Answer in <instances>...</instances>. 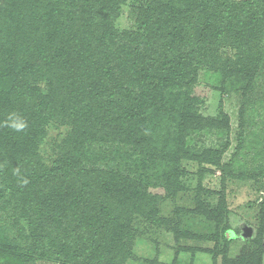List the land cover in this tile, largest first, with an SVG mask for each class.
I'll use <instances>...</instances> for the list:
<instances>
[{
    "label": "trees",
    "instance_id": "16d2710c",
    "mask_svg": "<svg viewBox=\"0 0 264 264\" xmlns=\"http://www.w3.org/2000/svg\"><path fill=\"white\" fill-rule=\"evenodd\" d=\"M126 3L0 0V79L11 78L0 88V220L16 234L0 225V264H123L132 218L157 220L156 205L141 197L151 182L122 172L132 154L162 170L152 188L170 190L184 157L214 164L223 186L241 177L231 161L220 162L221 151L183 147L188 131L223 123L196 112L202 99L190 75L210 62L224 81L251 80L262 55L264 0H133V23L120 30ZM11 112L27 120L24 132L3 126ZM51 126L60 129L55 155L44 157L39 143ZM152 126L167 134L173 127V142H151ZM101 143L114 149L105 153ZM198 202L192 211L215 221L204 249L213 264H264V197L251 203L248 239L231 224L223 193L212 208ZM236 238L246 247L229 258Z\"/></svg>",
    "mask_w": 264,
    "mask_h": 264
},
{
    "label": "rangeland",
    "instance_id": "374dc122",
    "mask_svg": "<svg viewBox=\"0 0 264 264\" xmlns=\"http://www.w3.org/2000/svg\"><path fill=\"white\" fill-rule=\"evenodd\" d=\"M132 2L133 0H127L122 6L121 16L116 23L120 30L133 23ZM261 45V60L249 81L237 79L235 76H230L224 81L219 68L210 62L195 71L192 69L190 75L195 78L192 93L202 99L201 104L196 106V112L203 116H220L223 123L220 127L188 131L183 138V147L196 154L206 149L221 151L220 162L231 161L233 172L241 174V177L231 178L225 181L223 186L222 173L214 164L184 157L175 165L177 178L170 190L166 186L164 188L162 183L161 188H152V183L158 182L159 178L163 179L160 168L147 164L145 160L142 166L138 160L140 157L136 154H132L126 159L127 162L123 163L122 172L135 178L133 182H151L147 184L151 187H147L141 197L144 195L146 200L156 205L154 212L157 217L156 221L145 219L141 215L132 218L130 238H133L129 245L130 250H125L123 264H213L212 255L204 249L212 245L207 237L213 233L215 221L204 213V209L192 210L199 204L198 201L204 205L206 203L208 208L214 207L220 193L225 196V206L230 211L231 224L241 231V238L251 237L256 223L253 216L256 209L251 207V203L264 197L259 184L264 182V36ZM221 52L223 56L230 54L227 48H222ZM10 83L11 78L3 77L0 79V88L10 87ZM59 130L58 127L51 126L47 136L40 141L39 150L44 157L55 155L53 140ZM172 130L173 127H170L169 134ZM177 130L178 128L175 133ZM169 134L165 129L152 126L149 138L151 142L153 138L154 143L170 145L173 135ZM95 145L108 154L114 149L113 145ZM157 169L159 171L156 179L154 174L157 173L154 172ZM142 187L144 185L140 188ZM9 224L10 220L7 224L0 220V225L6 226L7 229ZM177 229L183 234L189 232L194 237L177 235ZM8 232L15 237L14 228L10 227ZM241 238H236L229 246V258L236 257L240 249L246 247L244 239ZM184 246L196 248L189 252L182 249ZM217 264L221 262L218 261Z\"/></svg>",
    "mask_w": 264,
    "mask_h": 264
},
{
    "label": "clouds",
    "instance_id": "9594fccd",
    "mask_svg": "<svg viewBox=\"0 0 264 264\" xmlns=\"http://www.w3.org/2000/svg\"><path fill=\"white\" fill-rule=\"evenodd\" d=\"M3 126L8 127L14 132L21 133L28 127V123L22 115L11 112L8 114L5 121H3ZM16 173H19V169H16ZM24 183H27V181L25 180Z\"/></svg>",
    "mask_w": 264,
    "mask_h": 264
}]
</instances>
